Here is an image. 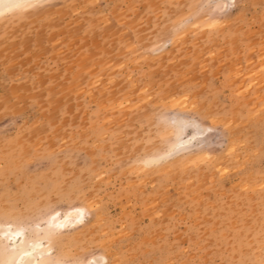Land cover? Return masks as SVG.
Masks as SVG:
<instances>
[{
	"label": "rangeland",
	"instance_id": "1",
	"mask_svg": "<svg viewBox=\"0 0 264 264\" xmlns=\"http://www.w3.org/2000/svg\"><path fill=\"white\" fill-rule=\"evenodd\" d=\"M6 226L56 264H264V0H31L0 16Z\"/></svg>",
	"mask_w": 264,
	"mask_h": 264
},
{
	"label": "bare ground",
	"instance_id": "2",
	"mask_svg": "<svg viewBox=\"0 0 264 264\" xmlns=\"http://www.w3.org/2000/svg\"><path fill=\"white\" fill-rule=\"evenodd\" d=\"M29 1L31 0H12V2L18 3L20 7ZM5 2H9V0H5ZM17 8H13L11 10H8L7 8H0V12L3 13L2 15H4ZM185 125V122L180 123L178 126L179 133L182 132ZM200 133L202 132L196 131L192 137H195ZM182 142L184 143V140L180 137L176 141L175 145L178 146ZM84 211V208H77L76 211H70L64 217H55L50 221L51 223L47 228L48 233H52L66 224H74L75 220L80 218ZM20 230H22V234L17 235ZM0 233L7 242V251L4 253L2 264H21V261L25 262V264H29V262L30 264H56L50 262V248L43 247L41 242L29 237L22 228H12L11 226H6L0 230ZM95 263L98 262L96 261Z\"/></svg>",
	"mask_w": 264,
	"mask_h": 264
},
{
	"label": "snow or ice",
	"instance_id": "3",
	"mask_svg": "<svg viewBox=\"0 0 264 264\" xmlns=\"http://www.w3.org/2000/svg\"><path fill=\"white\" fill-rule=\"evenodd\" d=\"M231 6H232L231 3H216V4L209 5V7L215 8V9H227ZM17 7H20V5L18 3L12 2V0H9V2H5V0H0V8H7L8 10H11ZM2 14L3 13L0 12V15ZM20 234H22V230H20V232L17 233V235H20ZM21 264H25V262L21 261Z\"/></svg>",
	"mask_w": 264,
	"mask_h": 264
}]
</instances>
